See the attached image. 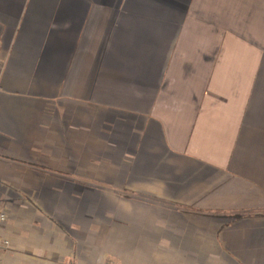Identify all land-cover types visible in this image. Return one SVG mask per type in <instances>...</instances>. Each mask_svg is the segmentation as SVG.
I'll return each instance as SVG.
<instances>
[{"label": "crops", "instance_id": "0c3cea01", "mask_svg": "<svg viewBox=\"0 0 264 264\" xmlns=\"http://www.w3.org/2000/svg\"><path fill=\"white\" fill-rule=\"evenodd\" d=\"M1 264H264V0H0Z\"/></svg>", "mask_w": 264, "mask_h": 264}, {"label": "built area", "instance_id": "2783aa9c", "mask_svg": "<svg viewBox=\"0 0 264 264\" xmlns=\"http://www.w3.org/2000/svg\"><path fill=\"white\" fill-rule=\"evenodd\" d=\"M2 64V61L0 59V65ZM9 220V215L6 211H0V229L6 224ZM10 245L9 240H0V254L4 252L5 248ZM1 264V260H0Z\"/></svg>", "mask_w": 264, "mask_h": 264}]
</instances>
